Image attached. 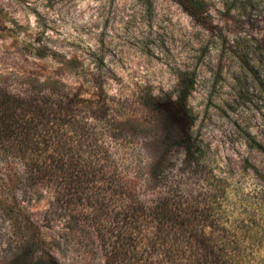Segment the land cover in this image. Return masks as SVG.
<instances>
[{"label":"rangeland","instance_id":"rangeland-1","mask_svg":"<svg viewBox=\"0 0 264 264\" xmlns=\"http://www.w3.org/2000/svg\"><path fill=\"white\" fill-rule=\"evenodd\" d=\"M197 1L208 26L177 0H0V84L16 90L50 80L93 100L102 120L91 118L94 109L83 118L104 133L101 141L118 160L132 152L117 146L129 144L124 136L133 126L142 132L138 147L151 143L148 100L176 99L181 79L193 77L188 107L204 165L196 178L183 176L184 155L176 152L166 166L169 184L200 189L205 172L217 189L227 178L232 194L253 192L264 187V0ZM171 115L172 126H188ZM111 127L121 136H111ZM1 167L0 198L11 201L14 218L0 211V264L138 262L139 254L120 253L128 245L111 235L120 228L106 224L104 239L86 216L57 206L54 190L30 188ZM86 201L78 210L93 212ZM30 220L43 237L35 246L18 227ZM41 250L52 252L42 262L35 260Z\"/></svg>","mask_w":264,"mask_h":264},{"label":"trees","instance_id":"trees-1","mask_svg":"<svg viewBox=\"0 0 264 264\" xmlns=\"http://www.w3.org/2000/svg\"><path fill=\"white\" fill-rule=\"evenodd\" d=\"M177 1L208 26L199 1ZM193 87L194 78L185 77L176 99L152 96L146 104L155 121L151 143L138 147L135 136L142 132L133 126L124 136L131 138L129 144L117 146V151L127 147L132 152L116 160L101 141L104 133L83 118L84 111L96 108L93 100L50 80L16 90L0 84V163L30 188L54 190L57 206L77 212L78 219L86 216L85 223H93L104 239L106 224L120 228L111 235L118 242L122 236L128 248H113L123 249L119 251L125 256L139 254L136 264H264V187L235 195L227 178L217 189L205 172L200 189L169 184L166 166L176 152L184 155L183 176L200 175L204 165L188 107ZM99 108V115L96 109L91 115L96 121L102 120ZM171 113L187 118L188 126H172ZM111 128V136H121ZM84 200H90L93 212L78 210ZM9 206L10 200L0 198V211L12 220ZM18 227L27 244L35 246L43 238L32 221ZM41 251L35 260L52 253ZM51 264L62 263L54 257Z\"/></svg>","mask_w":264,"mask_h":264}]
</instances>
